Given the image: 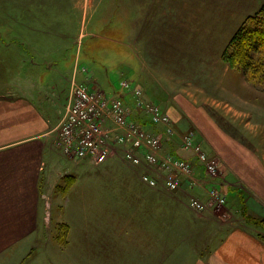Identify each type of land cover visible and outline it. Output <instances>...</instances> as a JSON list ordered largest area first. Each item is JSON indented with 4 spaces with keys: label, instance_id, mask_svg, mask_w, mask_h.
I'll return each mask as SVG.
<instances>
[{
    "label": "crops",
    "instance_id": "crops-1",
    "mask_svg": "<svg viewBox=\"0 0 264 264\" xmlns=\"http://www.w3.org/2000/svg\"><path fill=\"white\" fill-rule=\"evenodd\" d=\"M232 1L234 5L241 3L128 0L124 6L123 0L1 2V14L18 22L19 32L14 33L15 26L0 28V264H23L30 251L51 243L54 232L59 237L61 217L69 227L66 254L72 262L68 264H92L86 253L93 252L94 244L96 255L102 258L100 264H264V160L249 154L244 160L230 156L214 136L224 124L236 130L243 125L248 131L251 115L264 116V109L246 106L247 99L231 88V81L230 89L224 87L220 92L223 81L218 77L189 81L178 70L171 78L165 70L194 68L192 78L198 68L210 73V68L219 66L229 36L254 12L235 14L226 5ZM113 13L116 19L125 17L126 34L130 33L137 60L146 52L148 59L142 65L156 68L158 74L147 91L141 80H133V86L170 116L176 130L200 131L196 140L210 145L212 153L220 156L223 180L227 176L231 182L234 173L242 178L249 193L242 208L251 219L234 218L240 209L229 200L219 209L196 212L188 198L192 195L205 201L206 186L196 187L190 194L183 189L168 192L150 188L141 181L140 167H131L122 159V164L116 163V155L100 165L89 160L77 162L88 170L87 180L76 186L74 177H68L73 183L62 206L57 204L54 196L61 172L54 169L58 154L50 132L64 113L71 84L88 83L85 72H78L76 59L70 78L69 72L61 74L59 64L69 48L79 47L87 22L91 26L88 34L94 37V29L108 26ZM117 25L123 26V22ZM24 52L28 54L24 56ZM41 69L49 75L46 80ZM223 71L227 74L231 70ZM238 84L246 87L242 78ZM226 95L238 108L229 103L228 110L219 112L217 107L227 102L222 101ZM121 96L128 103L130 97ZM213 130L218 132L211 134ZM169 147L170 143L164 149ZM173 150L166 152L189 155L179 148ZM196 174L202 175L198 167ZM232 184H228L230 188L220 182L219 188L228 196L237 192ZM49 199L54 205L49 208L51 213L46 212ZM51 244V256L58 260L59 252Z\"/></svg>",
    "mask_w": 264,
    "mask_h": 264
},
{
    "label": "rangeland",
    "instance_id": "rangeland-1",
    "mask_svg": "<svg viewBox=\"0 0 264 264\" xmlns=\"http://www.w3.org/2000/svg\"><path fill=\"white\" fill-rule=\"evenodd\" d=\"M3 0H0V8L2 7ZM111 1V0H109ZM128 0H123L124 6L127 5ZM241 3H237L236 5L232 4V2H227V9L230 11H234L235 14L246 12L247 10H253L254 12L248 16L247 18L253 16L256 11L258 10L261 1L262 0H239ZM4 4V3H3ZM16 5V3H14ZM5 5V4H4ZM114 5V3H112ZM157 6V4H156ZM125 10V9H124ZM126 11V10H125ZM126 15V12L124 13ZM247 18L244 20L243 23L247 20ZM125 17H119L116 19V14L113 13V16L109 19V25L106 27H101L98 31L94 29L96 32V36L92 37L88 34L89 31H91L90 23L87 22L85 27V36L80 41L79 47L76 45L74 48H69V50L66 53L65 57H63L62 61L59 64L58 69L61 70V74L64 76L66 75V72H69V78L72 75V64L73 59H76L77 64L76 68L78 69V72H85L83 75L87 77V84L90 87H95L96 89H99L100 91H103L106 95V97L110 98L113 97L115 94L121 93L120 89V82L123 80H127L129 82H133V80H141V82H144L143 88L147 91L149 86L154 82V80H157L158 74H155V69L152 66H145L142 65V61L145 62L144 59H148V55L146 52L140 53L141 59L140 61L137 60L136 55L133 53L132 45H131V36L130 33L127 35V23ZM124 20V21H123ZM20 22V20H17ZM120 25L121 22H123V26H118L117 22ZM227 21V20H226ZM18 22H13L12 20L6 18L3 14H1L0 11V28L4 26H15L13 27L14 33H18ZM227 23V22H226ZM237 23V22H236ZM243 23L240 25V27L243 25ZM228 24V23H227ZM20 27V26H19ZM2 29V28H1ZM0 29V30H1ZM239 29V28H238ZM237 29V30H238ZM236 30V31H237ZM235 31V32H236ZM1 32V31H0ZM231 34L229 36V39L227 40L225 48L221 51V63L219 66L210 68L211 72L207 73L204 68H198L200 69L198 73L193 74L194 76L192 78H189L190 75H192L190 72L194 68H184V67H166V74L167 76H170V78L173 75H178L175 73L176 70L179 71L180 74L183 75V77H186L187 80H192L194 77H197L199 79H203L205 77H215L218 80H222L223 86L220 92H224V87L229 88V81L233 82L234 85H231V88L236 92L239 93L240 96L244 97L247 103H245L246 106H249L253 110L258 109H264V87H260L257 85H254L253 83L249 82L245 75H243V72L239 68H231L229 67L223 60H222V54L226 50L232 36L235 34ZM96 37V38H95ZM1 39V36H0ZM78 49V50H77ZM26 52H24V56H26ZM135 55V57L133 56ZM29 61V60H28ZM30 62V61H29ZM147 62V61H146ZM41 66V65H40ZM39 67L38 69H40ZM36 69V71L38 70ZM154 69V70H153ZM208 68H206L207 70ZM224 69H227L230 71V73L224 74ZM43 72V78L46 80V78L49 77L47 72L44 69H41ZM154 72V73H153ZM182 78V77H181ZM240 78H242L245 81L246 87L244 89L238 84L240 81ZM91 81V82H90ZM134 83V82H133ZM230 89V88H229ZM187 93L190 92V90L186 91ZM186 96V94H184ZM227 100L225 104H220L217 108H219V112H223V110H228L231 106L228 104L230 103L232 105V108L237 109L238 105L237 103L233 104L230 102L231 97L229 95L223 96V100ZM68 102V100H67ZM67 102L65 105H63V111L65 112V108L67 105ZM151 102V101H150ZM129 107H132L131 105V99L129 98ZM154 103V102H152ZM155 105L156 102L154 103ZM228 105V106H227ZM158 106V105H157ZM215 106V105H214ZM216 107V106H215ZM223 107H225L223 109ZM233 109V110H235ZM64 115V113H63ZM63 115H59L58 122L59 123ZM232 119V117H231ZM230 119L231 123L233 122ZM252 121L247 125L250 127L248 131L244 129V126L241 125L239 130L233 129L229 124L220 125L221 130H219V134L214 135L217 138H219V142L222 143V148H224L228 153H230V156L239 157L240 159H245L246 155L258 158L259 160H264V116H257V115H251ZM245 120V118H244ZM259 120V121H258ZM55 125V126H56ZM246 126V127H247ZM190 128H184L182 130H176L174 126L175 136L173 137L172 141L170 142V147L166 148V151L173 150L179 148V137L187 131H189ZM190 131H193L195 136L200 135V131H195L191 129ZM214 132H218L216 130L211 131V134H215ZM51 138L52 141L55 139V133L51 130ZM215 137V138H216ZM251 139V140H250ZM250 141L252 144L249 145L247 143ZM201 142V141H199ZM53 143V142H52ZM203 150L208 153L209 155L215 156L220 161V156L214 155L212 153L210 145H206L202 143ZM56 155L54 160V169L61 172V178H60V185L56 187L55 190V198H57V204L62 206L63 201L65 200L64 195L66 196L68 188L71 187V184L73 183V179L70 178L74 177L75 179V185L79 186L80 184H84V181L87 180L86 177V171L84 170V167L82 163L77 162H84V160H77V159H70L66 156H64L61 151L58 148H55ZM113 154L117 156L116 163L122 164V149L114 145L112 147ZM175 151V150H173ZM175 153V152H174ZM113 155V156H114ZM79 164V165H77ZM132 167V166H131ZM136 169V168H134ZM138 173L141 174L144 171H150L147 167H141L140 169H137ZM222 172H224L222 170ZM226 172V171H225ZM67 173H70L71 175H68ZM224 174V173H223ZM233 174V173H232ZM234 176L232 179V186L234 190H236V194L234 192H231L228 196L225 194L224 190L220 191L222 194H224L227 200L232 201L235 205H238L240 211L237 215H234V218L236 219H250L251 217L247 215L245 212V209L242 208V204L244 203V198L247 195L249 197L248 188L245 185L244 181L240 176L236 173H234ZM70 177V178H68ZM223 183H225V186H227L231 182L227 179V176L225 177V180L221 179ZM229 186V185H228ZM230 187V186H229ZM228 187V191H230ZM58 188H62V191H58ZM161 188V187H160ZM207 189V187H206ZM163 191H166L162 189ZM183 192H190V189H187L186 187L183 188ZM66 193V194H65ZM248 193V194H247ZM73 194V193H72ZM71 197H75V195H72ZM190 194V193H188ZM58 195V196H56ZM240 196V199L238 198ZM246 196V197H247ZM192 197V195L189 196V198ZM188 198V199H189ZM49 205H46V212L51 213V210L49 208L53 207L52 202L49 199ZM189 204V200H188ZM226 204V203H225ZM62 208V207H61ZM191 208V207H190ZM211 207H208V209ZM220 207H212V209H219ZM192 209V208H191ZM205 211V210H204ZM221 217L222 214H221ZM225 217V216H224ZM53 219L52 217H50ZM254 220V219H253ZM59 237L54 234L52 235L51 243H54V250L55 252H59L60 258L58 260H54L52 258V249L53 245L51 243H44L43 245V251L40 248H35L32 251H30L28 257L25 258L23 264H68V262H72L67 258L66 252L69 250V241H68V230L69 227L66 223H64L63 217L59 219ZM258 224H261L258 220H256ZM264 226V225H263ZM53 227L49 225L48 230L52 231ZM54 230H56L54 228ZM60 239V240H59ZM59 240V241H58ZM75 245V243H74ZM97 248V245H93V252L90 251V253H86V257L90 254V260L92 261V264H100L102 261V258L100 255H96L98 251H95ZM76 249H73V252H75ZM112 264H115L113 261Z\"/></svg>",
    "mask_w": 264,
    "mask_h": 264
},
{
    "label": "built area",
    "instance_id": "built-area-1",
    "mask_svg": "<svg viewBox=\"0 0 264 264\" xmlns=\"http://www.w3.org/2000/svg\"><path fill=\"white\" fill-rule=\"evenodd\" d=\"M120 89L121 93L108 98L87 83L73 82L64 115L52 129L54 147L70 159L100 165L114 155L112 147L116 145L122 149V160L127 164L149 168L141 175L148 187L175 192L184 187L192 190L206 186V200L192 196L189 206L203 212L208 207L225 205L226 198L219 188L222 176L218 158L206 153L190 130L179 137L178 147L189 154L187 157L166 152L165 145L175 136L170 116L146 100L131 82L121 81ZM121 94L130 97L132 107ZM134 112L148 124L135 122L131 118ZM197 167L201 176L196 174Z\"/></svg>",
    "mask_w": 264,
    "mask_h": 264
},
{
    "label": "trees",
    "instance_id": "trees-1",
    "mask_svg": "<svg viewBox=\"0 0 264 264\" xmlns=\"http://www.w3.org/2000/svg\"><path fill=\"white\" fill-rule=\"evenodd\" d=\"M222 60L231 68L241 69L249 82L264 87V0L256 13L232 36ZM131 118L139 124H148L136 112Z\"/></svg>",
    "mask_w": 264,
    "mask_h": 264
}]
</instances>
